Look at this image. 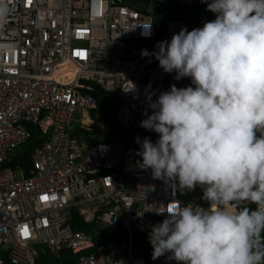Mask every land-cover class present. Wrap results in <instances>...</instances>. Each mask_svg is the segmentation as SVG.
<instances>
[{
  "label": "built area",
  "instance_id": "obj_1",
  "mask_svg": "<svg viewBox=\"0 0 264 264\" xmlns=\"http://www.w3.org/2000/svg\"><path fill=\"white\" fill-rule=\"evenodd\" d=\"M11 7L0 28V264H41L44 245L78 253L54 264H177L167 253L145 257L135 234L161 223L168 214L157 211L174 201L209 207L203 188L183 194L178 180L156 179L142 167L140 143L99 136L95 130L107 132L108 124L91 115L96 100L88 91L91 82L116 90V119L129 127L151 114L161 92L190 86L135 44L155 36L156 8L122 0H11ZM208 21L200 16L195 28ZM185 27L184 18L168 19L166 41ZM33 125L40 136L28 173L3 166ZM147 137L155 142L158 134ZM79 219L86 228L73 224ZM118 227L120 237L104 238Z\"/></svg>",
  "mask_w": 264,
  "mask_h": 264
},
{
  "label": "clouds",
  "instance_id": "obj_2",
  "mask_svg": "<svg viewBox=\"0 0 264 264\" xmlns=\"http://www.w3.org/2000/svg\"><path fill=\"white\" fill-rule=\"evenodd\" d=\"M215 19L182 28L154 55L190 86L161 92L140 126L138 155L153 177L203 188L209 207L174 201L152 226V259L177 264H264V0H210ZM0 0V28L12 14ZM255 204V210L248 207ZM142 214V213H141Z\"/></svg>",
  "mask_w": 264,
  "mask_h": 264
},
{
  "label": "trees",
  "instance_id": "obj_3",
  "mask_svg": "<svg viewBox=\"0 0 264 264\" xmlns=\"http://www.w3.org/2000/svg\"><path fill=\"white\" fill-rule=\"evenodd\" d=\"M158 6L153 12V23L155 27V36L151 38H137L135 44L141 47L143 50H147L149 53L158 51V44L161 41H166L164 35V26L168 19L172 18H184L186 21V27L188 31L195 29L196 22L200 16H207L210 21L215 19V14L207 10V3H192L182 4L178 0H157ZM210 2V1H209ZM151 56V63L155 64L159 62L154 55ZM96 100V105L91 111V115L95 118H101L108 124L107 132L95 130L99 136L104 139L121 138L127 143L136 144L137 138L139 140L147 137L152 131H148L140 126V123H134L129 127L122 126L116 119L115 106L119 100V94L116 90H106L100 84L96 82L90 83L88 89ZM40 136L37 126H31V135L28 140L22 145L20 151L14 155L9 156L2 165H10L13 167L21 166L25 174L29 171V157L36 142ZM252 210H255L253 205H248ZM163 221V219H162ZM73 223V222H72ZM79 228H86L83 225L82 220L73 223ZM151 230L140 231L135 234L136 237H140V241L144 250L141 253L147 257L152 258V246L149 243V233ZM121 227H118L116 233H108L105 235V239L118 238L122 235ZM78 253H73L69 249H62L55 254L50 248L44 245L41 249L38 257V263L49 262L54 264L56 262L74 261L77 258ZM7 261V260H6Z\"/></svg>",
  "mask_w": 264,
  "mask_h": 264
},
{
  "label": "water",
  "instance_id": "obj_4",
  "mask_svg": "<svg viewBox=\"0 0 264 264\" xmlns=\"http://www.w3.org/2000/svg\"><path fill=\"white\" fill-rule=\"evenodd\" d=\"M124 2H127L129 4H132L134 6L137 7H141V8H148L149 10H154L156 8L157 5V1L156 0H122Z\"/></svg>",
  "mask_w": 264,
  "mask_h": 264
},
{
  "label": "rangeland",
  "instance_id": "obj_5",
  "mask_svg": "<svg viewBox=\"0 0 264 264\" xmlns=\"http://www.w3.org/2000/svg\"><path fill=\"white\" fill-rule=\"evenodd\" d=\"M65 77H67V76H64V78ZM198 190H199V188L198 187H195L193 190H182V193L183 194H190V193H192L194 191H198Z\"/></svg>",
  "mask_w": 264,
  "mask_h": 264
}]
</instances>
